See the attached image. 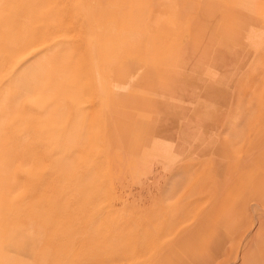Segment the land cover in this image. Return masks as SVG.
<instances>
[{"label":"rangeland","instance_id":"obj_1","mask_svg":"<svg viewBox=\"0 0 264 264\" xmlns=\"http://www.w3.org/2000/svg\"><path fill=\"white\" fill-rule=\"evenodd\" d=\"M126 1L0 0V264H264V120L240 110L244 65L226 74L227 52L249 50L188 32L182 54L175 43L158 64L144 51L119 57ZM210 7L193 30L214 26ZM223 11L225 40L251 32L242 36L263 54L264 0H220ZM184 12L169 11L159 51ZM40 28L72 33L41 43ZM82 30L120 61L107 62L104 81L96 49L75 41Z\"/></svg>","mask_w":264,"mask_h":264},{"label":"crops","instance_id":"obj_2","mask_svg":"<svg viewBox=\"0 0 264 264\" xmlns=\"http://www.w3.org/2000/svg\"><path fill=\"white\" fill-rule=\"evenodd\" d=\"M79 3H81V0H78ZM110 0H92V2L96 3H103V2H107ZM219 2L220 0H210V2H208V0H127L126 1V5H127V17L124 19V15L126 14H121L122 18H120L121 23H123L120 27L119 30V39H125V42L123 43L122 41H120L118 43L117 47V52L119 53V57L122 53L126 54V55H138V53L143 52L145 57L150 58V60L153 61L154 64H158L161 60H167L170 56H171V50H172V46L176 45L179 47V55L182 54V50L187 47V40H188V32H191L192 34H195V36L197 35L198 38L203 37L205 34L209 33L211 35L214 36V38H216L217 40H219V43H226L228 45V47L231 48H235V43H237L240 47H241V51H246L247 49L249 50V53H244L245 55L242 57L243 59L240 60V57H236L234 56L231 51L227 52L228 53V58H227V65H228V71L226 74H230V68L232 67V65H234L235 63H242L244 65L243 67V71L238 73V78L237 79H242L244 76H247L248 80H242V83H237V94H239L241 97L244 98H248L249 100L247 102L244 103V106L240 109L242 111H248V112H257V113H262L263 117L262 120H264V81L257 80L259 77V74H264V53L260 55V53H258L259 58H258V62L256 64H253V62L255 61V58L257 59L258 55L257 53L251 48L250 43H253L254 40H256L255 38H252L253 41H249L246 39L247 36H242L245 33L250 34L248 31L245 32L243 34H241L238 37H233V40H231V42H227L225 40V38H227V36H229V34L231 33L229 28H228V24L231 22V19L229 16H224V11L221 12L220 14V19H219ZM190 3V4H189ZM192 6L193 9H195V14L193 16H190L188 13V8ZM207 5H211L210 10L212 11V18L213 16L215 17V24L214 26L212 25L211 27H208V23H207V27L203 28L202 30H193V28H196L198 26L199 21L202 18L203 12L205 13L206 10L204 11V9L207 8ZM177 9H182L185 12L182 13V16L188 21V23L186 25H184V27L181 29V31L179 32L178 35L175 36L173 42L169 45V48H166L164 51H159V44L160 42L158 41V43L155 44V39L158 36V30L161 29V27L166 26L165 22L166 20L171 18V15L169 14V11H171V9L176 8ZM52 12V11H51ZM101 15L100 16H104L106 15L105 13L107 12L106 10H102L100 11ZM53 14V12H52ZM94 14V13H93ZM98 15V13H95ZM216 14H217V18H216ZM13 15H16L19 17V13L18 11H15L13 13ZM133 15H137L138 19L134 20ZM92 16V15H91ZM190 17H193L192 19ZM79 18V17H78ZM119 20V21H120ZM118 21V22H119ZM13 22H15V20H13ZM21 22V20L17 19L16 20V25L19 26V23ZM186 23V22H185ZM44 28H40L39 31L38 30H34L33 33L35 36H37L36 38L38 39V37L40 38L41 43H43L44 41H47V43H50L53 41V39L55 37H61L63 38L65 35L69 36L72 33L71 29H67V30H63L61 29H57L54 31H47L44 30V34H42ZM80 31V30H79ZM85 30H82V32H80V35H78V37H76L75 41H81L83 43H86L85 46H87L89 49L91 47V49L97 51L96 54V58L97 61L96 63L98 64V71H100L101 74V78L99 76L98 79H103V77L105 78V76L102 77V75L105 74L106 72V64L108 61H110L109 63L117 65V62L120 61H111L106 57L107 52H109L110 50L108 49V45H102L101 43V38L97 35L96 37H85ZM218 35H223L221 38L216 37ZM73 35L70 36V41L72 40V38L74 37ZM79 36H81L82 38H79ZM140 40V44L138 45L135 44V40ZM34 40V39H33ZM66 41V40H65ZM67 42V41H66ZM253 45V44H252ZM80 46H82L83 48L85 47L83 44H80ZM105 50V56H103ZM109 50V51H108ZM167 52V55L163 56L164 52ZM94 54V53H93ZM7 56V55H6ZM9 57V55H8ZM196 62L197 61H201L203 62V60L198 56L195 57ZM232 60V61H231ZM71 62V61H70ZM68 63L66 65V67H70L71 63ZM62 63V61H61ZM180 63V61H179ZM14 67V66H13ZM13 67L11 68H6V70H4L3 72L7 71V73H4L3 75H5L6 77H8L9 79H12L13 76ZM62 68V66H60V63L55 64V68L53 69L52 73L55 74V72L57 73V75L59 74L58 71H60L59 69ZM80 70H83L82 67H80ZM92 73V72H91ZM60 75V74H59ZM82 79V74H74V78H73V83L71 85V87H75L78 89V93H79V87H78V82ZM100 80H98V82L100 83ZM1 81V80H0ZM49 81H51V79L49 78ZM104 81V79L102 80ZM54 83V82H53ZM56 84H58L56 82ZM105 84V83H104ZM70 85L67 83H61L60 86L69 89L70 87H68ZM103 85V83L101 84V86ZM99 86V84L97 85ZM38 88V86H36ZM83 93H85L86 91V87L85 85L81 86L80 89ZM248 104V105H247ZM78 108V107H77ZM78 110L80 111L81 109L78 108ZM7 157H3L1 155V158L6 159V161H10V155L6 154ZM11 170V165L9 164H5L2 167V174L3 175H8L10 173ZM2 178H4L1 175ZM45 191V190H44ZM38 199L41 198L40 195L38 196ZM36 198V197H35ZM87 221V218H86ZM88 238V236H87ZM83 252H86L85 254H89L90 253V241L88 242H84L83 241ZM88 250V251H87ZM134 254L137 255V253L139 252V247L136 245L134 247ZM0 256L4 257L5 254L3 252L0 253ZM127 257V256H126ZM125 257V258H126ZM122 258H124V256H122ZM89 259V258H88ZM135 262H137V264H139L138 260H136ZM96 264H107L105 261H101V259H99L97 261Z\"/></svg>","mask_w":264,"mask_h":264},{"label":"bare ground","instance_id":"obj_3","mask_svg":"<svg viewBox=\"0 0 264 264\" xmlns=\"http://www.w3.org/2000/svg\"><path fill=\"white\" fill-rule=\"evenodd\" d=\"M82 1V0H81ZM153 237V236H152ZM148 239V238H147ZM151 240V239H150ZM162 254V253H161Z\"/></svg>","mask_w":264,"mask_h":264}]
</instances>
